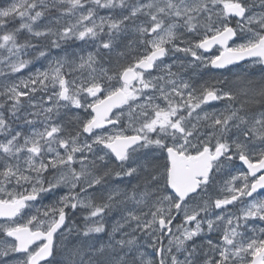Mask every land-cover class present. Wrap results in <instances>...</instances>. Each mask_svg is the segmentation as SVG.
Masks as SVG:
<instances>
[{
  "label": "snow or ice",
  "instance_id": "6c2138e0",
  "mask_svg": "<svg viewBox=\"0 0 264 264\" xmlns=\"http://www.w3.org/2000/svg\"><path fill=\"white\" fill-rule=\"evenodd\" d=\"M0 264H264V0L0 5Z\"/></svg>",
  "mask_w": 264,
  "mask_h": 264
},
{
  "label": "rangeland",
  "instance_id": "374dc122",
  "mask_svg": "<svg viewBox=\"0 0 264 264\" xmlns=\"http://www.w3.org/2000/svg\"><path fill=\"white\" fill-rule=\"evenodd\" d=\"M7 3V0H0V5Z\"/></svg>",
  "mask_w": 264,
  "mask_h": 264
}]
</instances>
